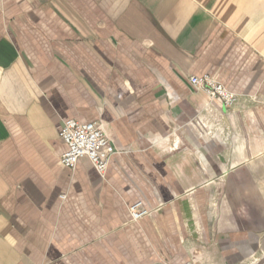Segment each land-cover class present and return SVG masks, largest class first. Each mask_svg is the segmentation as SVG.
<instances>
[{
  "label": "crops",
  "instance_id": "1",
  "mask_svg": "<svg viewBox=\"0 0 264 264\" xmlns=\"http://www.w3.org/2000/svg\"><path fill=\"white\" fill-rule=\"evenodd\" d=\"M68 118L104 176L60 164ZM189 259L264 264V0H0V264Z\"/></svg>",
  "mask_w": 264,
  "mask_h": 264
},
{
  "label": "built area",
  "instance_id": "2",
  "mask_svg": "<svg viewBox=\"0 0 264 264\" xmlns=\"http://www.w3.org/2000/svg\"><path fill=\"white\" fill-rule=\"evenodd\" d=\"M189 82L202 88L209 97L219 99L225 107H230L237 101V95L228 90L214 75H190ZM58 135L66 145L59 158L63 167L73 169L80 157H87L96 171L102 176L105 175L116 148L100 123L68 118L63 121ZM128 210L133 221L150 213L141 201L129 205ZM182 264L196 263L189 259Z\"/></svg>",
  "mask_w": 264,
  "mask_h": 264
}]
</instances>
